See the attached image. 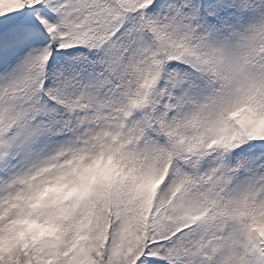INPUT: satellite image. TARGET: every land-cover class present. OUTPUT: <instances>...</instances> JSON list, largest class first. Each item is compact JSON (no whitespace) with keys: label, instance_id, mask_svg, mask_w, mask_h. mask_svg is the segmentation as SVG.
I'll return each mask as SVG.
<instances>
[{"label":"snow or ice","instance_id":"snow-or-ice-1","mask_svg":"<svg viewBox=\"0 0 264 264\" xmlns=\"http://www.w3.org/2000/svg\"><path fill=\"white\" fill-rule=\"evenodd\" d=\"M0 264H264V0H0Z\"/></svg>","mask_w":264,"mask_h":264}]
</instances>
